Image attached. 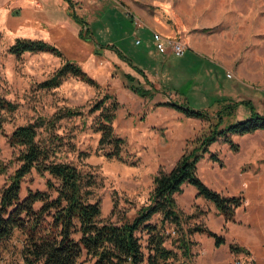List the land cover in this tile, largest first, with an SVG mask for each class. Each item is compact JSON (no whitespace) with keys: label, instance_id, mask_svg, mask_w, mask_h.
I'll use <instances>...</instances> for the list:
<instances>
[{"label":"rangeland","instance_id":"rangeland-1","mask_svg":"<svg viewBox=\"0 0 264 264\" xmlns=\"http://www.w3.org/2000/svg\"><path fill=\"white\" fill-rule=\"evenodd\" d=\"M72 1L75 13L89 25L91 41L77 37L80 26L70 19L50 27L41 23L40 8L26 7L19 0H0V94L16 104L13 112L5 114L0 134V166L6 167L0 173V189L18 166L15 158L19 148L8 143L11 131L37 117L47 119L62 107L80 109L82 115L58 121L52 132L39 128L38 137L48 143L53 137L56 147L51 158L71 163L91 177L92 201L100 202L101 218L121 224L147 204L153 176L168 172L191 147V141L212 124L156 103L188 102L212 115L217 109L215 100L248 99L264 114V0ZM61 5L58 2L63 9ZM148 29L180 40L191 50L189 59L184 57L186 52L175 56L150 50L145 65L136 63L153 84L151 98L140 97L126 87L125 71L138 76L145 88L149 85L113 51L93 52L94 42L113 44L131 59L129 50L140 47L134 45L135 39ZM16 38L53 42L62 51L63 60L81 64L98 88L74 77H67L56 88H37L63 60L48 53L16 57L8 52ZM106 93L119 102L112 128L125 139L126 152L122 155L132 163L106 157L108 149L100 148V134L92 128L98 112L89 113L88 109ZM247 115L248 110L239 106L229 120H242ZM232 140L238 150L222 140L212 143L209 151L219 161L205 154L196 173L222 195L242 197L247 184V197H243L233 220H225L213 204L197 196L187 184L174 196L184 229L187 225L206 226L223 236L224 243L215 246L213 238L193 233L188 235L193 242L190 257L184 258L172 243L174 226L165 222V246L177 252V259H169V264H264V129L233 135ZM47 178V174L32 170L21 181L20 197L27 189L45 191ZM160 219L161 215L155 214L150 222L159 225ZM145 238L143 235V246ZM22 241V234L14 231L0 245V264H23ZM230 245L240 250L235 252Z\"/></svg>","mask_w":264,"mask_h":264},{"label":"trees","instance_id":"trees-1","mask_svg":"<svg viewBox=\"0 0 264 264\" xmlns=\"http://www.w3.org/2000/svg\"><path fill=\"white\" fill-rule=\"evenodd\" d=\"M64 1L68 5V16L80 26L78 37L91 41L93 35L87 21L75 13L72 0ZM128 22L132 20L128 19ZM103 49L113 51L149 85V88H145L134 75L126 72L123 77L130 91L140 97H153V84L142 69L116 45L94 42V54L100 55ZM8 52L16 57L24 53L44 52L63 60L62 52L56 46L40 39L16 38ZM67 77L77 78L95 88L99 86L80 65L63 60L48 78L37 84V88H56ZM213 103L217 109L212 115L190 106L188 102L156 103L172 108L185 117L206 120L212 124L206 133L191 141V147L180 155L168 172L159 171L153 176L147 204L132 219L124 220L121 224L101 218L100 202L92 201L91 187L94 181L91 177L71 163L56 162L51 158L56 147L53 137L49 143L38 137L39 128L52 132L58 121L82 115L80 109L62 107L47 119L37 117L33 122L16 126L8 136V143L19 148L15 158L18 166L9 175L7 184L0 189V245L14 231H19L23 236L20 250L23 264H169V259H177V252L165 246V222L174 226L176 236L172 243L184 258L190 257L193 242L188 239V235L193 233L213 238L215 246L223 244V236L206 226L187 225L184 229V220L174 196L181 192L184 184L190 185L196 190L197 196L213 204L225 220H233L243 198L239 195H222L208 187L196 173L197 164L205 154H209L211 160L219 161L209 151L210 145L218 140L227 143L232 150H238V144L232 140V136L264 129V114L259 113L248 99H221ZM239 106L246 108L248 115L242 120L230 121ZM118 107L117 99L106 93L90 105L88 112H98L92 128L100 134V148L108 149L104 155L132 163L122 155L126 152L125 139L113 132L112 122ZM15 109L16 104L0 94V134L5 114ZM5 170V166H0V173ZM32 170L39 175L49 176L46 190L27 189L26 195L21 198V181ZM155 214L161 215L159 225L150 222ZM143 235H146L145 246L141 243ZM230 248L235 252L240 250L236 245H230Z\"/></svg>","mask_w":264,"mask_h":264},{"label":"crops","instance_id":"crops-1","mask_svg":"<svg viewBox=\"0 0 264 264\" xmlns=\"http://www.w3.org/2000/svg\"><path fill=\"white\" fill-rule=\"evenodd\" d=\"M20 3L24 4L26 7H38L41 9V14H40V17H41V23L44 21V24L47 25V26H56L58 25L59 23L61 22H64L66 19H70L71 21H73L67 14V6L66 5L67 3L64 1V0H19ZM58 2L59 4L61 3L62 5L61 6H64L63 9L61 7H58ZM62 9V11L60 10ZM64 13L66 14V16L64 15ZM74 22V21H73ZM75 23V22H74ZM76 24V23H75ZM78 25V24H77ZM151 31L153 30H150L148 29L147 31H143V32H140L139 33V38H140V43L138 44H135V41H134V45L136 46H139L140 47L136 50V51H133L132 48L129 50V54L132 56L131 60L133 61V63L138 67V65L136 63H139V64H143L145 65V62L147 61V58L149 57V52L150 50H155L154 48V45H153V41L151 39ZM159 32V31H157ZM160 33V32H159ZM161 34V33H160ZM164 36V35H163ZM45 37V36H43ZM77 37H78V33H77ZM46 38V37H45ZM79 38V37H78ZM80 39V38H79ZM40 40H43V39H40ZM82 40V39H81ZM136 40V39H135ZM43 41H46L54 46H56L53 42H49L48 40H43ZM84 41V40H83ZM58 48V47H57ZM59 49V48H58ZM60 50V49H59ZM149 50V51H147ZM61 51V50H60ZM122 51V50H121ZM188 51H190L189 53H187ZM62 52V51H61ZM157 52V51H156ZM185 58L186 59H189V54L191 53V50H185ZM41 53H44V52H41ZM102 53V52H101ZM35 54V53H33ZM49 54V53H48ZM163 54V53H161ZM166 54V53H165ZM171 54V53H170ZM52 55V54H51ZM63 55V54H62ZM96 55V54H95ZM174 55V54H173ZM184 55V54H183ZM54 56V55H53ZM117 56V55H116ZM176 56V55H175ZM56 57V56H55ZM118 57V56H117ZM67 60V59H66ZM121 60V59H120ZM71 61V60H69ZM72 62V61H71ZM76 63V62H74ZM78 64V63H76ZM79 65V64H78ZM60 66V65H59ZM58 66V67H59ZM81 66V64H80ZM57 67V68H58ZM82 69H84L83 67H81ZM132 69V68H131ZM141 69V68H140ZM126 72H129L130 74L134 75V73L130 72V71H125L124 73ZM140 82H142L138 76L134 75ZM240 100H243V99H240ZM245 100V99H244ZM233 101H236V100H233ZM238 101V100H237ZM243 107V106H242ZM246 109V108H245ZM246 186V189H243V192H242V198L244 197H247V184H245ZM190 186V185H189ZM192 187V186H191ZM251 192V191H250ZM229 195H235V194H229ZM240 196V195H239ZM246 199V198H245Z\"/></svg>","mask_w":264,"mask_h":264},{"label":"built area","instance_id":"built-area-1","mask_svg":"<svg viewBox=\"0 0 264 264\" xmlns=\"http://www.w3.org/2000/svg\"><path fill=\"white\" fill-rule=\"evenodd\" d=\"M151 39L153 41L155 50L159 53H165L167 49H169V51L166 53L171 52L175 55H181L187 48L186 45L180 40L177 41L171 38H166L157 31H151ZM138 43H140V38L135 40V44Z\"/></svg>","mask_w":264,"mask_h":264},{"label":"bare ground","instance_id":"bare-ground-1","mask_svg":"<svg viewBox=\"0 0 264 264\" xmlns=\"http://www.w3.org/2000/svg\"><path fill=\"white\" fill-rule=\"evenodd\" d=\"M166 53V52H165ZM165 53H163V54H165ZM184 54V52L181 54V55H176V56H182ZM175 55V54H174Z\"/></svg>","mask_w":264,"mask_h":264}]
</instances>
